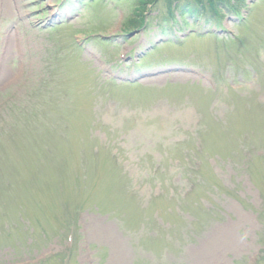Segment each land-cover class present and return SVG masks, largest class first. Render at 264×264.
Listing matches in <instances>:
<instances>
[{
    "label": "rangeland",
    "instance_id": "374dc122",
    "mask_svg": "<svg viewBox=\"0 0 264 264\" xmlns=\"http://www.w3.org/2000/svg\"><path fill=\"white\" fill-rule=\"evenodd\" d=\"M192 1L0 0V264L261 256L264 0Z\"/></svg>",
    "mask_w": 264,
    "mask_h": 264
},
{
    "label": "trees",
    "instance_id": "16d2710c",
    "mask_svg": "<svg viewBox=\"0 0 264 264\" xmlns=\"http://www.w3.org/2000/svg\"><path fill=\"white\" fill-rule=\"evenodd\" d=\"M137 4H138V8L139 10L142 8L144 12H146L148 10V6H152L154 5L156 0H136ZM168 3L170 4V11L172 10V6L171 4H174V2L172 3V0H167ZM178 2V1H177ZM245 0H194L191 2L192 5H185L182 6V12L183 15L185 13H192V14H201V12L204 10H206L207 7L210 8L211 13H213L215 16L216 15H220V12L222 11L221 8H224L228 11H232L234 14L238 15L239 12L241 11V9L243 8L244 4H245ZM171 14L174 15V13L171 11ZM132 23H134V26L137 28H143L145 26V16L144 14H139L136 19H133L131 21ZM205 152L203 150H199L197 149L196 151L194 150L193 153L188 154L187 156L182 157V159H180V164L179 165H183V158H187L190 163L187 165L188 167V172L191 173L193 176H202L203 175V167L202 164L200 163V159L202 156H204ZM196 177V178H197ZM195 178V177H194ZM193 182L194 179L192 178ZM195 183H197L195 181ZM205 211L207 213V216L209 218V223L207 225H205L206 227L213 221L216 220V214L213 213L212 211L213 209L210 207V209L212 210H207L206 206L204 207ZM186 212V211H184ZM260 217L264 220V213H260Z\"/></svg>",
    "mask_w": 264,
    "mask_h": 264
}]
</instances>
